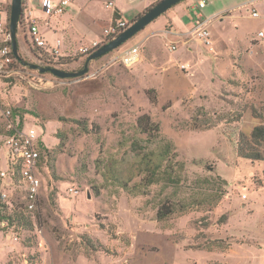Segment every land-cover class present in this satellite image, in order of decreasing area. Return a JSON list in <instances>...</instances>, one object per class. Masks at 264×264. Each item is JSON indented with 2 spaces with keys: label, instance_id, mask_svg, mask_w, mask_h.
I'll use <instances>...</instances> for the list:
<instances>
[{
  "label": "rangeland",
  "instance_id": "1",
  "mask_svg": "<svg viewBox=\"0 0 264 264\" xmlns=\"http://www.w3.org/2000/svg\"><path fill=\"white\" fill-rule=\"evenodd\" d=\"M164 16L118 50L139 44ZM19 31L23 64L3 96L38 127L54 168L47 160L40 167L33 210L26 208L19 181L6 186L0 264H264V160L237 154L242 135L264 123V49L209 54L201 44L200 52L187 56L183 47L171 51L162 40L140 45L133 64L109 62V52L90 62V74L66 79L31 64L71 71L83 68L88 55L62 60L32 44L25 24ZM182 62L190 69L182 70ZM143 115L159 123L186 171L178 186L153 185L147 194L132 195L104 178L102 164L130 156L134 140L147 137L138 125ZM260 148L264 153V143ZM222 188L217 204L205 199ZM165 195L176 210L187 203L188 211L159 220ZM15 212L24 224L1 218ZM217 239L229 247L202 248Z\"/></svg>",
  "mask_w": 264,
  "mask_h": 264
},
{
  "label": "crops",
  "instance_id": "2",
  "mask_svg": "<svg viewBox=\"0 0 264 264\" xmlns=\"http://www.w3.org/2000/svg\"><path fill=\"white\" fill-rule=\"evenodd\" d=\"M42 1H24L23 19L26 26V38L31 41L29 25L30 19L33 18L37 21L40 34L46 41V46L42 48L46 51L45 53L59 58H68L73 54L87 55L80 49L102 40L104 29L117 18L129 22L159 0H116L114 9L106 8L102 0H74L61 14L47 13ZM196 1L183 0L172 6L164 13L165 18L160 26L153 28L148 36L134 46L145 43L153 46L166 40L169 49L170 45L176 42L178 45L176 50L180 46L183 47L182 54L187 56H195L200 52L201 44L208 49L209 54L215 52L222 54L229 50H232V54H243L244 52L248 55L262 54L264 42L256 39L258 31L264 29V0H210L208 5L201 10V14L210 19V45L205 44L193 33L196 13L193 6ZM10 6L8 5V14L5 15L8 21ZM253 10H257L260 15L252 16ZM17 37H20V31ZM55 49H58V52H55ZM111 53L112 56L114 51ZM77 63L78 61L74 64ZM65 65L67 63L59 64L61 67ZM182 65L187 68L183 69ZM180 67L182 70H189L191 63L182 62ZM3 159L1 156V164Z\"/></svg>",
  "mask_w": 264,
  "mask_h": 264
},
{
  "label": "built area",
  "instance_id": "3",
  "mask_svg": "<svg viewBox=\"0 0 264 264\" xmlns=\"http://www.w3.org/2000/svg\"><path fill=\"white\" fill-rule=\"evenodd\" d=\"M12 0H0V140L4 149L3 158L5 164L0 163V195L6 198L8 194L5 192L6 186L14 183L17 171L20 174L19 183L23 185L25 190L26 208L33 210L39 199L41 178L39 176L41 162V142H43L38 132V127L29 125L25 121V116L20 111H15L14 106L6 102L3 93L7 91L8 80L20 72L19 60L13 52L11 44V33L9 21L5 15L8 14V5ZM23 0V5H24ZM74 0H43L42 5L49 14H61ZM104 6L109 9L116 7V0H102ZM210 0H197L193 8L195 9V25L193 28L194 35L201 39L205 44L210 45V19L205 18L201 14V10L205 8ZM260 14L257 10L252 11V16L258 17ZM24 16V11L22 18ZM129 26V22L122 18H117L110 26L104 29L103 39L95 41L91 46L82 47L83 53H89L96 50L106 41V38L112 36V39L120 34ZM29 31L32 43L44 48L46 41L40 34L39 26L35 19H30ZM257 41L264 42V29L257 33ZM178 45L176 42L170 45V50H176ZM139 46L124 49L120 51L113 50L109 62L123 61L126 64H133L139 58ZM58 52V49H55ZM183 69L187 67L181 66ZM90 74V73H88ZM3 130V132L1 131ZM5 132V133H4ZM44 143V142H43ZM5 222H3V225Z\"/></svg>",
  "mask_w": 264,
  "mask_h": 264
},
{
  "label": "trees",
  "instance_id": "4",
  "mask_svg": "<svg viewBox=\"0 0 264 264\" xmlns=\"http://www.w3.org/2000/svg\"><path fill=\"white\" fill-rule=\"evenodd\" d=\"M116 15L119 17L118 14ZM138 16H140V14ZM137 17L130 20L129 25ZM22 24H24L23 18H21L19 25L21 26ZM111 39L112 36L106 38V41L108 42ZM93 52L94 50L89 52L87 55L89 56ZM65 59L68 58H62V60ZM19 63L23 64L20 60ZM64 63L66 64L67 62ZM60 64H63V61L60 62ZM50 65L52 64L49 62L45 63V66ZM80 69H82V67L74 69L73 71ZM14 110L20 111L22 114H24L22 109L18 107H15ZM138 125L140 127V132L146 134L147 137L134 140L130 156H124L122 158L111 156L110 159L104 162L102 164L104 178L107 181H110L111 184L118 185L132 195L147 194L150 191L149 188H151L153 185H161L163 190L168 187L180 185L183 180L184 172L186 171V162L178 158V152L176 151L174 143L168 138L161 136L159 123L152 121L149 115H143L140 117ZM1 131L3 132V130ZM62 143L63 142H61L56 148L62 150ZM263 143L264 123L256 125L249 136L242 135L239 142L237 143V154L252 161H262L264 160V153L260 146ZM1 146L2 142L0 141V148ZM41 150L42 154L40 167H42L47 160V165H51V167L54 168V166L50 163V151L43 142H41ZM19 177L20 174L17 171V181L19 180ZM221 181L223 184H227L226 179H221ZM225 193L226 190L222 188L213 194H207L205 199L209 200V203L214 205L223 198ZM168 199L169 197L165 195L163 201L158 207L157 218L159 220H165L178 212L182 215L188 211L189 205L187 203H182L181 210H176L175 205L177 204H174ZM0 205L4 208H9V206L1 200ZM1 218H7L10 223H13L15 220H17L21 224H24L23 222L25 220V217L23 216L20 218L18 212L8 215L3 214ZM26 223H29L30 226H33L29 219L26 221ZM201 246L206 250H213L215 248L224 250L229 247V244L224 243L222 239H217L211 240L210 242Z\"/></svg>",
  "mask_w": 264,
  "mask_h": 264
},
{
  "label": "water",
  "instance_id": "5",
  "mask_svg": "<svg viewBox=\"0 0 264 264\" xmlns=\"http://www.w3.org/2000/svg\"><path fill=\"white\" fill-rule=\"evenodd\" d=\"M183 0H159L153 6L149 7L140 16H138L132 23L123 30L120 34L115 36L110 41L102 44L92 54H90L80 70H66L55 66H41L38 64H31L33 69H38L40 72H50L60 78H74L83 76L89 71V64L92 60L100 58L109 52L119 48L129 38L134 36L139 31L143 30L155 18L164 14L168 9ZM23 15V0H12L9 13V27L11 33V44L16 58L23 62V58L19 53V46L17 41L18 28Z\"/></svg>",
  "mask_w": 264,
  "mask_h": 264
}]
</instances>
